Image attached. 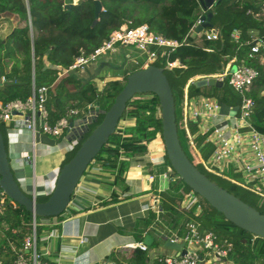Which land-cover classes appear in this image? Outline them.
I'll list each match as a JSON object with an SVG mask.
<instances>
[{
  "label": "trees",
  "instance_id": "obj_1",
  "mask_svg": "<svg viewBox=\"0 0 264 264\" xmlns=\"http://www.w3.org/2000/svg\"><path fill=\"white\" fill-rule=\"evenodd\" d=\"M98 1L101 9L96 13L93 0H77L69 9L63 7V0H0V14L5 13L0 18L13 21V26L5 34H0V76L4 77L0 84L1 102L25 100L31 93L33 82L35 88H47L44 105L49 123H54L68 108L78 110L73 118L82 116V111L88 105L92 107L97 104L100 111L107 110L123 86L126 75L143 67V56L137 62H131L119 74L96 75L94 78H81L76 74L78 70L74 69L59 77L55 66L66 68L76 56L92 51L112 29L125 21L129 22V26L146 23L154 33L179 42L169 51L168 48L151 46L157 51L152 64L163 68L170 85L178 137L192 163L197 164L198 161L189 145L182 140L179 121L184 87L188 79L194 76L222 72L231 58L233 61L230 66L244 64L257 71L246 89L234 94L225 80L221 87L195 86L191 81L187 84V95L214 97L219 103L230 106L239 104L242 96L249 97L253 104L248 119L256 130L264 133V53L250 52L253 38L249 32L256 30L258 38L264 36V0H220L208 9L202 8L199 0ZM206 10L211 12L212 26L219 31L216 39L205 38L204 32L208 27L197 33L193 31L195 21ZM10 15L13 16L12 20ZM233 28L239 31L236 38L231 33ZM174 60L178 61L179 66H166V61ZM126 117H132L133 124L117 125L91 161V164H98L112 176L110 198L103 204L119 200V195L127 190L125 172L129 159L145 154L148 142L157 134L160 136L159 103L154 93L134 94L126 102L120 119ZM101 118L102 113H98L94 126ZM9 126L0 121L4 146ZM92 128L89 127L83 137ZM188 129L193 145L198 148L200 156L206 159L214 145L204 142L205 134L198 130L196 122L189 121ZM79 143L64 154L59 167L72 156ZM163 158L164 163L159 170L170 167L165 152ZM195 166L219 186L264 214L263 197L238 184L209 175L199 165ZM171 170L174 180L170 181L167 190L159 198L162 209L159 217L167 233L173 231L181 235L186 222L196 219L199 229L213 232L219 243L230 242L226 260L237 264H264V238L254 236L225 219L197 193L202 207L198 216H194L192 209L179 206L182 193L190 188ZM47 196L35 199L44 201ZM32 218L30 211L4 195L0 206V264H14L17 252L21 251L22 239L31 230ZM38 218L35 216L36 221ZM154 219L155 214L148 210L141 219L142 225L133 229L136 241L143 240L144 232L151 234L156 227H163L161 223L154 224ZM43 228L45 226L36 225V233ZM160 242L161 238L158 237L152 240L147 250L133 248L110 252L105 260L116 264H168L164 254L151 255L149 252L161 245Z\"/></svg>",
  "mask_w": 264,
  "mask_h": 264
},
{
  "label": "built area",
  "instance_id": "obj_2",
  "mask_svg": "<svg viewBox=\"0 0 264 264\" xmlns=\"http://www.w3.org/2000/svg\"><path fill=\"white\" fill-rule=\"evenodd\" d=\"M128 21L121 23L117 28L112 29L107 37L101 41V43L96 46L92 51L88 53H81L76 56L71 64L66 68L56 65L58 69L57 76H63L69 70H81L87 64L94 61L99 55L105 54L106 52H112L119 48V46L131 45L135 49L141 51L145 55L143 60V65L152 64V61L157 56V51L151 48L164 47L168 48V51L179 45V42L174 39H168L160 34L151 31L146 23H140L135 26H129ZM199 23L197 19L193 26ZM193 28V27H192ZM234 38L239 34L236 28L231 30ZM204 36L208 40L216 39L219 36V31L217 28L211 26L204 32ZM209 50V49H207ZM263 52L264 53V36L256 37L250 44V52ZM136 62V61H134ZM166 66L171 68L174 66H179L177 60L166 61ZM233 68V69H231ZM257 71L247 65L239 64L237 66H226L223 71L213 75L215 78L225 80L230 88H233L239 93L248 87L252 80L256 77ZM196 77H205L204 75L194 76L188 79L185 87L183 97L189 98L187 95V84L191 82ZM4 81V77L0 76V84ZM46 86L34 87L33 82L31 83V93L25 98V100L13 99L7 102L0 101V121L5 124H10L6 129H18L27 130L31 135V141L33 149L39 146V142L36 141L37 135H42L46 137L66 139L67 146L62 150L60 154V162L64 157V154L72 149V147L80 141L78 139L79 131H81L82 125H87L92 123V117L95 115L94 108L95 105L87 106L85 111H82V116L78 118H73L77 115L78 110L75 108H68L65 113L59 117L54 123L48 122V114L44 105L46 99ZM197 104V107L185 109V115L188 118L184 120V126L187 124L188 120L196 122L198 130L205 134L204 142H211L214 145L212 153L206 158H199L200 166L203 168L205 173L209 175L219 177L231 183L238 184L245 187L254 193L260 195L264 198V133L256 130L250 123L248 117L251 113L252 100L249 97L242 96L241 101L237 105L228 106V111L225 114L220 113V106L216 98L207 97L203 95H198L195 97H190ZM198 116H208L209 118H219L221 116V121H225V128L219 127V122L215 124L206 125L202 127L201 123L196 120ZM83 118V121H82ZM223 118V120H222ZM79 121V122H78ZM72 123V124H70ZM226 131H231V137L225 135ZM84 136V133H83ZM157 138L160 136L157 134ZM245 140V141H244ZM245 143L249 152L252 155L253 163L242 162L237 163L233 159V151L241 144ZM42 144V143H41ZM162 144V141H161ZM46 145V144H45ZM34 153V152H33ZM164 148L162 145V154L156 157L150 158V163H164ZM28 158V156H26ZM34 155H32V158ZM34 159V158H33ZM59 162V164H60ZM237 166L239 170L244 174V181H236L230 176H228L224 170L229 165ZM90 164L86 167L84 172L90 168ZM59 165L56 166L54 175L52 177V184L45 191V195H48L52 190L54 178L58 171ZM83 172V174H84ZM79 178L76 183L70 199L64 210L77 207L73 202V194L76 191H85L82 186L79 185L80 180L83 176ZM161 178L167 179L168 181L174 180V175L169 166L158 174ZM148 179L152 180L154 175L148 174ZM249 181H255L253 185H248ZM34 196V195H33ZM4 200V193L0 189V206ZM159 195L154 194L151 196L148 202L143 204V209L151 210L155 214L154 223H161L159 214L162 212ZM179 206L183 209H192L194 216H198L201 213L202 207L199 203L196 193L189 189L182 193ZM63 213V212H62ZM59 223L57 216H43L35 220L33 215L31 221V230L24 235L21 243V251L17 252V256L14 264H52L46 257L44 252L40 247L39 242L41 241L42 233H36V225L46 226L41 231L45 230L46 235L52 234L55 225ZM162 224V223H161ZM162 228L157 227V236L161 238L162 243L169 239L172 242H182V247L185 249L183 254H180L181 249H172L174 254L165 255V262L168 264H203V261H218L224 260L228 261V264H237L229 260H226L227 253L231 248L230 242L219 243L216 235L211 231H204L199 229V222L196 219H191L186 222L184 227V232L181 235L176 234L173 231L167 233L164 225ZM46 236V237H47ZM80 243L82 240L79 241ZM147 244L143 241H132L124 244L123 248L131 250L133 248H139L141 250H147ZM162 246H164L162 244ZM165 247V246H164ZM23 252L28 253L27 255ZM73 264H78L76 261ZM82 264H88L87 261H82ZM106 264H114L112 262H106ZM125 264V263H124Z\"/></svg>",
  "mask_w": 264,
  "mask_h": 264
},
{
  "label": "crops",
  "instance_id": "obj_3",
  "mask_svg": "<svg viewBox=\"0 0 264 264\" xmlns=\"http://www.w3.org/2000/svg\"><path fill=\"white\" fill-rule=\"evenodd\" d=\"M76 1L71 0V4H75ZM3 16L0 15V17ZM9 17L12 20L13 16L10 15ZM11 26H13V21H10ZM249 32L253 39L257 37L256 30H250ZM232 61L233 58L229 59L225 67L229 66ZM195 107H197V104L194 103L192 98L185 99L182 95L179 121L181 128L190 139L189 120L184 126L185 118L189 119V117L184 113L185 109ZM227 111V105L222 104L220 113L225 114ZM196 120L201 123L202 127L212 123L215 124L217 120L220 121V128H225L226 125L225 121H221V116L213 119L208 116H198ZM132 124V117L120 119L118 123L119 126ZM225 135L231 137V131H226ZM65 138L58 139L37 135L36 141L39 142V146L35 145L33 149L32 138L27 130L15 128L6 130L7 157L21 189L32 196L34 195L35 198L45 196V191L52 184L56 166L59 165L60 154L67 146V137ZM147 147L145 154L129 159L128 169L125 172L127 190L121 193L119 200L115 202L102 203L110 198L112 190L110 184L112 176L109 172L102 170L96 163H92L90 168L84 172L79 185L86 190L76 191L73 194V202L77 207L67 209L63 211L59 218L57 217L59 223L55 225L51 235L47 236L45 230L41 231L42 239L39 244L45 257L52 264H73L74 261L78 264H82V261H87L88 264H106V255L124 249V244L128 242L136 241L132 233L133 229L142 225L141 219L148 212V210L143 209V204L148 202L154 194H158L160 198V194L167 190L170 183V181L158 175L159 172L164 170H159L163 164L150 163L149 161L150 158L162 154L161 141L155 137L148 142ZM195 149L200 158L198 148L195 147ZM32 155H34V159ZM232 156L237 163H253L252 155L245 143L238 146L233 151ZM224 172L236 181L245 180L241 170L232 164H229ZM148 174L154 175L152 180L148 179ZM255 183V181H249L248 185ZM156 231L157 229L153 230L151 234L144 232L143 238L146 234L152 240L158 238ZM80 240H82L81 243ZM149 252L151 255L155 253L174 254L173 250L171 253H167L150 249ZM203 264H228V261L221 259L211 262L206 260L203 261Z\"/></svg>",
  "mask_w": 264,
  "mask_h": 264
},
{
  "label": "water",
  "instance_id": "obj_4",
  "mask_svg": "<svg viewBox=\"0 0 264 264\" xmlns=\"http://www.w3.org/2000/svg\"><path fill=\"white\" fill-rule=\"evenodd\" d=\"M93 1L95 12L97 13L101 9L100 2L98 0ZM219 1L199 0L204 9H208ZM71 5V0H63L65 9H69ZM0 15L3 16L5 13ZM210 17L211 12L206 10L200 15L199 23L193 27V31L197 33L205 27H211ZM192 82L195 86L209 85L216 87H221L223 83L214 76L197 77ZM230 90L234 94H238L233 88H230ZM143 92H152L158 98L160 137L164 152L173 171L191 190L220 212L225 219L254 236L264 238V214L207 177L185 154L177 133L174 98L170 85L163 73V68L153 64H148L128 73L123 86L117 92L107 110L100 111L97 104H95V115L89 122H95L98 113H102L101 120L85 137H83V133L88 131V126H81L82 130L79 131L80 133L77 136L80 139V143L72 156L58 168L52 190L44 201H36L34 196H28L21 189L11 170L0 133V189L4 195L13 202L22 205L34 216H57L61 214L84 170L105 143L108 136L114 132L126 102L134 94ZM142 241L149 245L152 242V238L146 234ZM163 245L170 249H181L180 254L185 252V249L181 248L182 242H172L166 239Z\"/></svg>",
  "mask_w": 264,
  "mask_h": 264
},
{
  "label": "rangeland",
  "instance_id": "obj_5",
  "mask_svg": "<svg viewBox=\"0 0 264 264\" xmlns=\"http://www.w3.org/2000/svg\"><path fill=\"white\" fill-rule=\"evenodd\" d=\"M10 28V21L6 20L5 18H0V34H5ZM144 57L141 51L135 49L131 45L122 46L121 48H117L112 52H106L105 54L99 55L94 61L87 64L83 69L78 70L76 74H78L81 78H94L96 75H111V74H119L121 70L127 67L131 62L138 61L140 57ZM121 79V77H120ZM94 126L93 122L88 124V128H92ZM181 137L182 140L185 141L189 145V148L193 151L197 158V164L199 165V157L196 153L195 146L191 142L190 138H188L186 132L181 128ZM184 132V134L182 133ZM185 136V137H184ZM5 150L7 151V147L5 144ZM91 164V162L89 163ZM14 176L16 174H13ZM19 184V182H18ZM23 190V189H22ZM27 195L30 194L27 191H24ZM46 196V195H45ZM42 197V196H41ZM42 199V198H39ZM65 211V210H64ZM46 227V226H45ZM162 245L163 243L160 242ZM157 247V251L159 252H167L171 253L172 250L170 248L161 246ZM129 251V250H126Z\"/></svg>",
  "mask_w": 264,
  "mask_h": 264
},
{
  "label": "bare ground",
  "instance_id": "obj_6",
  "mask_svg": "<svg viewBox=\"0 0 264 264\" xmlns=\"http://www.w3.org/2000/svg\"><path fill=\"white\" fill-rule=\"evenodd\" d=\"M191 140V139H190Z\"/></svg>",
  "mask_w": 264,
  "mask_h": 264
}]
</instances>
